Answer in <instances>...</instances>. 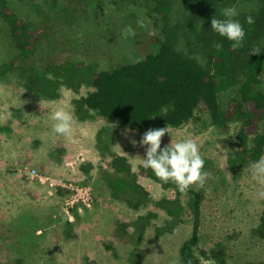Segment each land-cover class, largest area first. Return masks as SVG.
I'll return each mask as SVG.
<instances>
[{"label":"rangeland","instance_id":"obj_1","mask_svg":"<svg viewBox=\"0 0 264 264\" xmlns=\"http://www.w3.org/2000/svg\"><path fill=\"white\" fill-rule=\"evenodd\" d=\"M172 1L179 49L205 63L207 53L199 40L216 15L214 5L209 0ZM8 2L26 23L46 34L30 60L4 67L18 50L0 15V264H180V248L193 231L191 199L179 195L174 184L140 173L141 159L146 158L140 141L149 130L109 121L80 102L95 90L87 75L79 82L88 66L96 72L112 70L156 47L152 41L145 46L149 36L158 34L151 4ZM262 4L234 0L224 8L235 7L239 15L234 19L240 22L258 13ZM129 27L134 36H126ZM237 92L235 86L221 93L224 108ZM61 100L63 105L51 103ZM60 106L73 116L70 138L52 131L49 117ZM240 126L233 121L223 131L212 125L207 112H198L183 126H169L171 134L162 138L161 145L187 137L199 145L208 178L203 188L194 186L205 192L197 255L216 264H221L220 251L226 264L264 261V199L257 196L259 185L252 181L248 165L232 164ZM114 156L127 158L147 192L145 200L142 194L137 198L143 199L139 206L101 174L115 172ZM26 167L69 186L53 188L28 175ZM69 187L88 189L92 208L81 201L69 204L75 192Z\"/></svg>","mask_w":264,"mask_h":264},{"label":"trees","instance_id":"obj_2","mask_svg":"<svg viewBox=\"0 0 264 264\" xmlns=\"http://www.w3.org/2000/svg\"><path fill=\"white\" fill-rule=\"evenodd\" d=\"M147 1L151 4L158 34L147 36L145 46L152 41L156 47L139 56L137 59L142 58L140 63L125 61L112 70L98 72L88 66L79 82L87 75L95 90L80 102L109 121L121 122L138 131L180 127L196 118L198 112H207L212 125L223 131H228L231 122L239 121L241 126L236 135L238 148L232 158L233 166L241 168L264 156V0L258 13L248 15L253 18V24L246 23L248 16L240 21L246 35L239 49H233L226 38L215 33L209 20V28L204 32L206 36L199 40L207 53L205 63L179 49L180 35L173 22V1ZM209 2L214 5L216 18L224 19L221 10L227 2L234 0ZM0 15L9 26L18 50V55L4 67L30 60L46 32L26 23L10 7L8 0H0ZM217 44L221 47L217 48ZM254 47H259L258 55H251ZM235 86H238V92L224 108L220 95ZM165 108L166 112L163 111ZM166 146L163 144L161 148ZM114 157L115 172L102 170L101 174L117 192L126 193L130 203L139 206L143 199L137 198L142 194L145 200L147 192L137 183V175L127 158ZM205 169L206 166L203 171ZM149 170L140 167L143 176L155 179ZM178 194L183 195L179 191ZM184 194L191 199L194 225L192 235L180 248V264H187L189 260L192 264H200L197 248L205 192L204 189L197 191L193 186ZM260 228L264 235V214ZM217 258L221 264H226L224 251H220ZM244 264H264V261Z\"/></svg>","mask_w":264,"mask_h":264},{"label":"clouds","instance_id":"obj_3","mask_svg":"<svg viewBox=\"0 0 264 264\" xmlns=\"http://www.w3.org/2000/svg\"><path fill=\"white\" fill-rule=\"evenodd\" d=\"M221 14L224 19L213 17L211 29L219 36L226 38L233 49L241 48L246 33L241 23L234 19L239 15L237 9L235 7H227L221 10ZM246 23L249 25L253 24V18L251 16L246 17ZM125 32L126 36L135 35V31L131 27L127 28ZM216 47L219 48L221 45L217 44ZM259 53V47H254L251 55H258ZM141 60L142 58L134 59L133 63H140ZM51 103L63 105L64 101H53ZM163 111L166 112L167 108L163 109ZM49 119L53 122L52 131L55 134L65 138L72 136L73 116L65 107L55 108L51 112ZM166 133L171 134L169 127L149 130L143 135L140 141V144L146 149V158L141 159L143 167L151 169L160 182L174 184L176 189L182 194L193 186L203 188L208 178V173L203 171L205 162L200 155L198 143L191 137L175 143L172 139L171 144L162 149V138ZM132 143L135 145L136 141H132ZM248 169L250 170L252 181L259 185L257 196L264 199V156H261L257 161L251 162L248 165ZM198 258L200 264H216L214 259H205L202 256ZM187 264H192L191 260Z\"/></svg>","mask_w":264,"mask_h":264},{"label":"built area","instance_id":"obj_4","mask_svg":"<svg viewBox=\"0 0 264 264\" xmlns=\"http://www.w3.org/2000/svg\"><path fill=\"white\" fill-rule=\"evenodd\" d=\"M26 173L30 175L32 178L39 179L43 183H48L51 187L56 188L57 187H63L67 188L69 185L67 183H64L63 181H57L51 177H44L37 169L35 168H29L26 167ZM73 191H75L72 195V199L69 204H74L78 201H81L87 208H92L93 203V197L90 194V191L88 189H77L73 187H69Z\"/></svg>","mask_w":264,"mask_h":264},{"label":"crops","instance_id":"obj_5","mask_svg":"<svg viewBox=\"0 0 264 264\" xmlns=\"http://www.w3.org/2000/svg\"><path fill=\"white\" fill-rule=\"evenodd\" d=\"M54 179V178H53Z\"/></svg>","mask_w":264,"mask_h":264}]
</instances>
